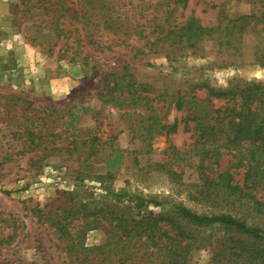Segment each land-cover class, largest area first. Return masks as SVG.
<instances>
[{"label": "rangeland", "instance_id": "1", "mask_svg": "<svg viewBox=\"0 0 264 264\" xmlns=\"http://www.w3.org/2000/svg\"><path fill=\"white\" fill-rule=\"evenodd\" d=\"M1 1L11 4L13 16L0 25V264H169L71 259V241L88 248L108 242L105 207L116 204L133 217L182 205L198 215L245 216L264 229V218L203 201L194 169L172 155L193 144L183 124L170 135L149 129L155 119L168 125L183 117L174 109L178 93L217 108L224 101L208 98L203 87L264 85V0H105L118 11L109 17L121 21L120 32L84 26L82 13L70 20L89 7L87 0ZM59 7L69 10L62 12V31L52 21ZM241 16L252 21L229 46L211 39L198 49L151 46L159 33L190 18L222 28ZM104 20L96 15L91 22ZM127 93L143 99L126 103ZM159 162L182 173L172 180L157 170ZM231 163L223 157L217 170L241 181L242 170ZM200 233L204 246L179 264L243 261L214 257L223 228Z\"/></svg>", "mask_w": 264, "mask_h": 264}, {"label": "trees", "instance_id": "2", "mask_svg": "<svg viewBox=\"0 0 264 264\" xmlns=\"http://www.w3.org/2000/svg\"><path fill=\"white\" fill-rule=\"evenodd\" d=\"M87 1L89 7L73 11L70 20L77 19L78 13H82L79 17L84 26L101 25L104 30L120 32L123 27L121 21L109 17L118 12L114 5L108 7L105 0ZM63 7L52 13V21H55V26H60L59 31L64 28V22L60 21L64 18L62 12L69 11L63 10ZM44 10L48 11L47 8ZM96 15H102L105 20L91 22ZM251 21L252 16H241L228 20L221 28L219 24L203 27L190 18L184 24L167 28L163 35L159 33L151 46H158L159 52L173 47L198 49L206 39L214 41L219 48L229 46L239 41ZM203 88L208 98L223 100L224 106H205L194 95L188 97L178 93L174 109L185 113L183 117L174 119L168 125L160 121L156 123L155 119L149 129L155 128L159 135H170L183 124L192 132L193 144L184 153L173 150L172 155L178 162L186 160L194 169V184L203 201L209 205L242 209L253 219L264 218V85L243 82L223 91ZM127 94L124 101L129 104L143 99L139 96L132 99ZM223 157L233 160L231 168L242 170L241 181L235 180L236 173L230 170H217ZM155 167L172 180L182 173L172 169L169 162L156 163ZM176 167L179 168V165ZM153 203L159 206V203ZM105 209L108 242L88 248L71 241L67 246L73 252L71 259H172L169 264H179V259H189L193 250L204 246L207 238L200 235L201 230L223 228L226 233L215 247L214 257L242 259L240 264H264V229L248 224L245 216L198 215L182 205L171 207L166 214L153 215L149 212L138 217H133L118 204Z\"/></svg>", "mask_w": 264, "mask_h": 264}, {"label": "crops", "instance_id": "3", "mask_svg": "<svg viewBox=\"0 0 264 264\" xmlns=\"http://www.w3.org/2000/svg\"><path fill=\"white\" fill-rule=\"evenodd\" d=\"M11 4L9 2H3L0 0V25L6 24L12 15Z\"/></svg>", "mask_w": 264, "mask_h": 264}]
</instances>
